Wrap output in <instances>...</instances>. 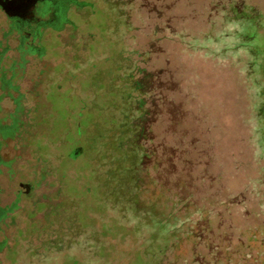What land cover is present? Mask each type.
<instances>
[{
	"label": "rangeland",
	"instance_id": "374dc122",
	"mask_svg": "<svg viewBox=\"0 0 264 264\" xmlns=\"http://www.w3.org/2000/svg\"><path fill=\"white\" fill-rule=\"evenodd\" d=\"M72 1L32 51L0 11V89L19 91L0 102V264H215L218 247L264 264V0ZM143 70L155 155L131 189L151 213L135 217L84 141L119 91L148 96L131 88ZM175 214L200 221L196 238L169 229Z\"/></svg>",
	"mask_w": 264,
	"mask_h": 264
},
{
	"label": "trees",
	"instance_id": "16d2710c",
	"mask_svg": "<svg viewBox=\"0 0 264 264\" xmlns=\"http://www.w3.org/2000/svg\"><path fill=\"white\" fill-rule=\"evenodd\" d=\"M153 76L152 73L143 70L141 77L132 82L131 88L136 90L137 93L148 95L147 97L141 96L139 100H135L130 93L119 91L121 95V107L115 105V107L112 108L109 112L110 119L104 125L100 122L92 123L95 132L87 134L86 131L84 141L86 146L85 152L94 155L96 162H102L104 159L108 160L106 180L107 182L114 179L121 180L122 186L119 187V190H115L114 192L118 196L125 198L124 200H126L128 204V209L134 212L135 217H138L140 212H142L143 215H145V213L147 215L151 213V211L145 210V206L132 195L131 189L141 185V181L137 178L138 175H136V173L140 168L148 167L152 161V156L155 155L151 149L145 148L143 144L144 141L149 140L153 142L154 139L148 127L149 124L153 122L152 115L156 111L151 107L146 108L147 104H151V102L154 104L155 87L154 83L151 81ZM96 109L101 113V109ZM87 114L90 115V113ZM75 132L77 140H82V137L85 135L83 122H79ZM170 151L167 163L177 168L181 162L179 154H177L178 150L175 146H171ZM201 180H205V177H202ZM129 185L132 186L130 187ZM180 201L181 200H178L177 202L180 203ZM179 203L175 204L178 206ZM178 211H180V209H178ZM201 211L202 209H196L195 213L197 212L196 214H198V212ZM184 217H187L186 221L192 222L191 214H185L184 216H177V214H175L171 218L172 220H168L169 223H171L169 229L182 232L189 231L188 234L191 236L193 228L196 232L195 229H197L198 226L200 227L201 223L199 221L193 228L191 226L187 229H183L184 227H181L183 222L180 219ZM168 221L166 222L168 223ZM202 232L203 230L199 233L200 235H197L199 241H202L204 238ZM194 234L195 233H193V236L196 238V234ZM216 250L217 251L214 252L215 264H237V262L233 261L235 260L233 258L234 251L230 253V249L223 250L219 247ZM145 253L146 252L143 251L144 255ZM223 254H226L225 257L220 259V256ZM240 264H246L245 259Z\"/></svg>",
	"mask_w": 264,
	"mask_h": 264
},
{
	"label": "flooded vegetation",
	"instance_id": "af4514ba",
	"mask_svg": "<svg viewBox=\"0 0 264 264\" xmlns=\"http://www.w3.org/2000/svg\"><path fill=\"white\" fill-rule=\"evenodd\" d=\"M72 0H0V11L5 15L9 24V32L19 44L17 51L29 46V50L37 48V43L43 30L56 28L63 14L72 8ZM50 19H47V18ZM50 25V26H49ZM10 87V88H9ZM8 91L19 92L10 83L3 84L0 89V102L11 99ZM11 92V93H12ZM18 108L19 98L12 100ZM11 127L0 123V137L3 140L5 131ZM12 129V128H11ZM2 211L0 210V213Z\"/></svg>",
	"mask_w": 264,
	"mask_h": 264
},
{
	"label": "water",
	"instance_id": "95a60500",
	"mask_svg": "<svg viewBox=\"0 0 264 264\" xmlns=\"http://www.w3.org/2000/svg\"><path fill=\"white\" fill-rule=\"evenodd\" d=\"M20 188H21L22 190H24L27 194H29L30 189H31L30 185H28V184H21V185H20Z\"/></svg>",
	"mask_w": 264,
	"mask_h": 264
}]
</instances>
